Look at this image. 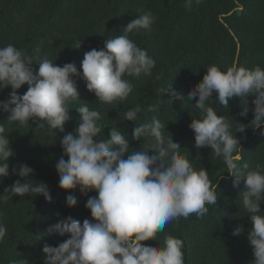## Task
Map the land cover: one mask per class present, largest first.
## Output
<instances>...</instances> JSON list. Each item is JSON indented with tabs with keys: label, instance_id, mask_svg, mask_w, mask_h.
Masks as SVG:
<instances>
[{
	"label": "clouds",
	"instance_id": "1",
	"mask_svg": "<svg viewBox=\"0 0 264 264\" xmlns=\"http://www.w3.org/2000/svg\"><path fill=\"white\" fill-rule=\"evenodd\" d=\"M191 3L192 0H186L187 6ZM155 20L151 11L131 19L124 27L125 34L104 38L102 48L84 53L79 72L72 62L60 66L44 58L34 64L31 57L11 43L0 47V92L11 89L7 98L0 100V112L10 113L6 119L10 123L64 132L65 123L72 119L69 110L73 108L69 105L79 100L73 79L76 76L84 81L95 99L118 108L133 91L132 83L125 77L151 76L155 67V60L129 39L127 33L150 31ZM80 48L78 40L73 49ZM33 65L39 66L35 74ZM25 84L26 92L19 95L17 90ZM165 93L182 103H190L202 114L189 124L194 133V147H207L222 158L225 171L233 177V187L243 180L242 205L251 222L247 229L253 254L251 264H264V211L260 208L264 200V167L257 164L249 169L247 163H239L243 159V137L235 134L259 128L264 135V68L249 69L233 62L222 71L212 65L202 80L187 91L186 97L171 85L161 94ZM234 97L243 101L240 117L252 113L247 124L229 115H218L217 109L210 105L216 101L228 109ZM74 109L78 113L76 126L62 137L63 154L55 164L58 187L69 193L65 200L69 208L78 203V197L73 194L77 190L84 196L90 192L96 195L88 196L85 203L91 219L80 222L57 214V222L49 225L46 233L68 238L57 246L44 244L43 264H185L182 239L166 235L162 244L148 241L157 242L158 233L172 221L187 219L192 214L202 219L209 213L206 205L216 206L218 185L210 179L209 171L201 166L198 170L193 167L189 152L182 154L180 143L157 116L135 124L142 112L138 104L128 108L124 121L134 123L131 140L146 141L143 149L130 148L126 134L116 127L110 128L107 139L101 137V112L90 108L87 102ZM148 111L157 112L158 106L150 105ZM5 133L6 126L0 123V181L10 174L19 179L5 187L3 193L7 195L0 199L7 202L13 196L35 194L51 202L48 185L29 179L34 169L20 163L10 172L9 159L15 153ZM129 149L135 151L130 153ZM243 232L244 227L237 225L232 235ZM6 235L7 228L0 223V243ZM19 262L27 264V261Z\"/></svg>",
	"mask_w": 264,
	"mask_h": 264
},
{
	"label": "trees",
	"instance_id": "2",
	"mask_svg": "<svg viewBox=\"0 0 264 264\" xmlns=\"http://www.w3.org/2000/svg\"><path fill=\"white\" fill-rule=\"evenodd\" d=\"M147 11L156 17L151 30H134L127 35L155 60V67L151 76L125 77L132 83L133 91L118 108L95 99L84 81L76 76L73 79L79 100L69 105L73 108L69 110L72 119L65 123L64 132L10 123L6 121L10 113L0 112V120H5L0 123L5 124V134L15 153L9 159L10 172L20 163L28 165L34 169L29 179L45 182L52 196L51 202L35 194L13 196L7 202L0 199V223L7 228V235L0 243V264L13 261L43 264L44 244L57 246L68 238L46 233L49 225L57 222V214L80 222L91 219L85 203L88 196L96 193L84 196L77 190L73 193L78 197L77 205L67 207L65 200L69 193L58 187L55 171V164L63 154L60 141L74 130L78 120L74 108L85 102L101 112V137L107 139L110 128L116 127L126 134L130 148L135 149L145 148L146 141L131 140L134 123L138 125L157 116L180 143L182 154L189 152L193 167L208 170L210 179L218 185L216 206L206 205L208 215L198 219L192 214L187 219L174 220L158 233L157 242L148 243L162 244L166 235L182 239L185 264H251L253 254L247 240L251 222L242 205L243 180L233 187V177L225 171L222 158L207 147H194V133L189 124L202 114L190 103L161 93L171 85L186 97L187 91L202 80L206 69L212 65L222 71L233 62L249 69L264 68V0H199L198 3L192 0L191 6L186 5V0H0V47L11 43L31 57L34 64L44 58L60 66L72 62L79 72L86 51L102 48L104 38L125 34L124 27L130 20ZM78 40L81 48L73 49ZM38 67L33 65L34 74ZM26 90L25 84L17 93L22 95ZM10 91L5 88L0 92V100L7 98ZM248 99L252 107V97ZM137 104L142 108L138 119L134 123L124 121L128 108ZM150 105L158 106V111H148ZM210 105L217 109L218 115H229L241 123L247 124L252 119L251 112L246 118L238 115L243 106L239 98L230 100L228 109H223L216 101ZM235 134L243 137V159L239 163H247L249 169L257 164L264 167V135L260 134V129L248 128L244 134ZM17 179L19 177L10 174L0 181V196L7 195L3 193L5 187ZM261 203L264 211V200ZM237 225L243 226L245 232L234 236L232 231Z\"/></svg>",
	"mask_w": 264,
	"mask_h": 264
}]
</instances>
